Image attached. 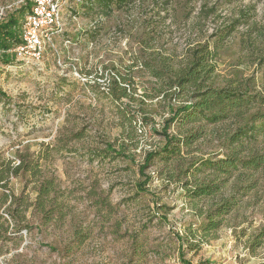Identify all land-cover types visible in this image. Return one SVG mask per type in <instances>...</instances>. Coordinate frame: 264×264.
Masks as SVG:
<instances>
[{"label":"rangeland","instance_id":"rangeland-1","mask_svg":"<svg viewBox=\"0 0 264 264\" xmlns=\"http://www.w3.org/2000/svg\"><path fill=\"white\" fill-rule=\"evenodd\" d=\"M81 1L65 0L63 35L45 45L38 62L0 61V157L16 161V151L24 147L35 157L47 154L42 169L56 178L66 206L56 226L39 227L26 214L27 228L20 232L2 207L8 231L0 241V264H181L174 233L196 227L195 215L178 188L161 185L155 166L145 171L153 176L148 193L169 208L167 221H157L148 195H136L138 167L161 138L151 125L132 119L135 107L108 98L107 80L113 68L124 74L144 58L145 43L179 60L190 47L213 44L222 28L239 22L220 46L216 73L260 83L257 53L250 52L264 49V0H132L108 15H85ZM210 9L212 14L204 13ZM92 30L96 34L90 39L86 33ZM131 74L136 95H141L148 79L139 67ZM120 112L131 119V125L124 122L123 134ZM166 117L162 112L155 117L157 129ZM127 132L132 160L96 156L106 143L120 144ZM77 133L82 137L71 139ZM215 145L208 142L194 154L207 157L216 152ZM32 186L11 178L9 191L30 202ZM92 191L96 196L89 198ZM107 194L109 205L95 206L94 200ZM256 205L251 201L240 209L214 239L191 250L185 246L183 259L190 264H264V245L254 254L247 247L250 233L264 226V209ZM75 230L86 239L69 253Z\"/></svg>","mask_w":264,"mask_h":264},{"label":"trees","instance_id":"trees-1","mask_svg":"<svg viewBox=\"0 0 264 264\" xmlns=\"http://www.w3.org/2000/svg\"><path fill=\"white\" fill-rule=\"evenodd\" d=\"M26 2V6L0 24V61L3 63L12 59L4 52L20 42L19 26L30 5L29 0ZM131 2L82 0L81 7L85 15L99 12L108 15L114 9L129 6ZM96 3L100 9H96ZM211 10L203 11L210 15ZM236 23L222 28L219 31L222 35L213 44L206 42L190 47L179 60L156 53L145 43L144 58L132 63L124 74L113 68L114 73L106 84L107 96L112 102L135 107L137 110L131 114L132 119L139 118L142 124L151 125V130L161 138V145L146 152L138 167L140 180L135 185L136 195H148L157 221H167L169 208L159 204L154 194L148 193L147 186L153 176L145 171L155 166L161 185L178 188L195 215L196 227L187 228L182 235L174 233L181 264H190L183 259L186 247L191 250L208 238L214 239L227 221L251 201L264 209V142H261L264 139V49L250 52L257 53L260 83L255 78H222L215 69L220 46L235 31L239 22ZM96 31L86 34L92 39ZM249 47L254 48L252 43ZM134 67H139L143 77L148 79V86L141 87V95H136L135 80L131 74ZM256 85H260L259 90ZM0 96L3 95L0 93ZM160 112L167 117L157 129L154 121ZM119 121L123 134L124 122L131 125V119L120 112ZM81 137L77 133L71 139ZM131 139V134L127 132L120 144L106 143L104 149L95 151V154L132 160L126 143ZM212 141L216 142L215 153L207 157L194 154L201 150L202 145ZM15 158L16 161H11L0 157V209L5 206V213L16 224V232L27 228L23 222H26L28 213L33 215L39 227L56 226L66 215V206L56 178L45 176L42 169L41 161L46 160L48 155L38 154L35 157L24 147L16 151ZM11 178H23L33 183L32 201L16 197L9 191ZM89 194V198L96 196L93 191ZM107 198L108 194L106 198H96L95 206L109 205ZM7 231L8 221L0 215V241L6 238ZM73 236V247L69 248V253L86 239L76 230ZM263 245L264 226L261 225L250 233L247 247L249 253L254 254Z\"/></svg>","mask_w":264,"mask_h":264},{"label":"built area","instance_id":"built-area-1","mask_svg":"<svg viewBox=\"0 0 264 264\" xmlns=\"http://www.w3.org/2000/svg\"><path fill=\"white\" fill-rule=\"evenodd\" d=\"M29 3L19 26L20 42L3 51L23 63L30 60L38 62L45 45L51 44L56 35H63L62 8L65 0H29ZM26 4V0H0V24Z\"/></svg>","mask_w":264,"mask_h":264}]
</instances>
